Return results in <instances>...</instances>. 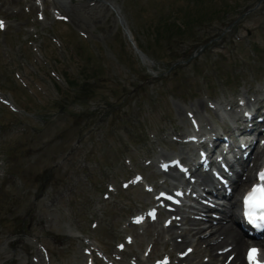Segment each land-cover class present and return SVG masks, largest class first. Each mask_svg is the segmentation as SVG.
Segmentation results:
<instances>
[{
  "label": "rangeland",
  "instance_id": "rangeland-1",
  "mask_svg": "<svg viewBox=\"0 0 264 264\" xmlns=\"http://www.w3.org/2000/svg\"><path fill=\"white\" fill-rule=\"evenodd\" d=\"M45 4L39 20L27 1L0 0V95L17 109L0 100V264H86V239L116 264H151L172 246L162 222L128 225L153 201L122 181L159 174L160 160L179 154L171 140L194 103L204 100L203 112L210 99L264 97V0L56 3L67 20ZM73 72L90 77L84 90H64ZM130 233L135 243L118 251ZM194 247L188 264L209 260Z\"/></svg>",
  "mask_w": 264,
  "mask_h": 264
},
{
  "label": "bare ground",
  "instance_id": "bare-ground-1",
  "mask_svg": "<svg viewBox=\"0 0 264 264\" xmlns=\"http://www.w3.org/2000/svg\"><path fill=\"white\" fill-rule=\"evenodd\" d=\"M2 1L8 3L9 5L15 3L16 1L22 2V0H2ZM23 1H27L30 5L35 7V5L33 4L34 0H23ZM65 1L67 0H55L54 3L56 4L57 2H60L61 5H65ZM69 14L72 15V13ZM143 61H144L143 63L147 64L148 66L152 67L155 65L151 60H143ZM202 105L204 106V100H201V102H196L193 104V108L196 114L199 113L200 108L203 107ZM183 153H185V151ZM255 159H257V156L255 157ZM251 172L252 169L248 168L247 178L241 180L233 196L223 206V210L220 211V214H222L223 216L221 218L222 220H220L222 222L221 224L213 225L211 223L212 221V214H211L209 215V218L207 220L210 222V226L204 227L202 220L191 219V218L187 219L184 213L182 212L181 216L183 217L185 222L189 224L191 227L187 228V231L184 232L183 230L178 232L177 231L178 228H176L173 225L167 229V232L170 236L169 242L172 246V249L173 250L176 249V251L180 252L186 246L192 247L193 244L197 245L199 247V249L197 250L198 256H200V254L202 253L203 255L209 257V260L204 262H198V264H226V263L233 264L235 262L239 264H245L244 256H242L243 246L252 243V241L250 240V238H247L243 234V232L240 230L237 224L233 221L234 218L229 212L235 211V205H237L236 193L239 191L240 187L243 186L245 182L248 180V178L251 176ZM175 173L178 174V172H176V170L173 169L171 172H169L168 176L171 177ZM204 177H208V176H204ZM224 220H226V223H223ZM208 229H209L208 235L194 239V237L200 236L202 235V233L207 232ZM175 233H178V236L183 237V240L182 241L176 240ZM215 237H217L216 240H213ZM258 245L261 247V255L264 257V242H260ZM228 246H231L230 251H223L221 253H218V249ZM231 253H235V256L232 261L228 262V256ZM189 258L190 255H188L184 260L180 257H177L176 264H188L187 261L189 260Z\"/></svg>",
  "mask_w": 264,
  "mask_h": 264
},
{
  "label": "snow or ice",
  "instance_id": "snow-or-ice-1",
  "mask_svg": "<svg viewBox=\"0 0 264 264\" xmlns=\"http://www.w3.org/2000/svg\"><path fill=\"white\" fill-rule=\"evenodd\" d=\"M0 27H3V22L0 21ZM261 179L264 180V175L261 176ZM245 203L249 207H256L264 210V186L256 185L253 187L251 192L246 197ZM258 250L253 248L249 252V259L256 262Z\"/></svg>",
  "mask_w": 264,
  "mask_h": 264
},
{
  "label": "trees",
  "instance_id": "trees-1",
  "mask_svg": "<svg viewBox=\"0 0 264 264\" xmlns=\"http://www.w3.org/2000/svg\"><path fill=\"white\" fill-rule=\"evenodd\" d=\"M201 21H204V19H201ZM159 34H160V32H158ZM160 36V35H159ZM174 36H176V35H174ZM161 41H163L164 40V38H163V40L162 39H160ZM141 47V46H140ZM142 49H143V47H141ZM144 50V49H143ZM144 51H146V50H144ZM82 74V73H81ZM80 76H83V75H80ZM88 78H89V76H87ZM84 79V78H83ZM78 80L79 79H70V83L72 84V85H77L78 84ZM84 80H90V79H84ZM85 85H87V84H83V86L85 87ZM78 86H81L80 84L78 85Z\"/></svg>",
  "mask_w": 264,
  "mask_h": 264
},
{
  "label": "water",
  "instance_id": "water-1",
  "mask_svg": "<svg viewBox=\"0 0 264 264\" xmlns=\"http://www.w3.org/2000/svg\"><path fill=\"white\" fill-rule=\"evenodd\" d=\"M126 31H127V33H128L129 39H130V40L132 41V43L134 44V42H133V38H132V35H131L130 31H129L128 29H126ZM134 47H135L136 52H138L142 58H145V57H146L145 54H143V53H142V52H141V51H140L135 45H134Z\"/></svg>",
  "mask_w": 264,
  "mask_h": 264
}]
</instances>
